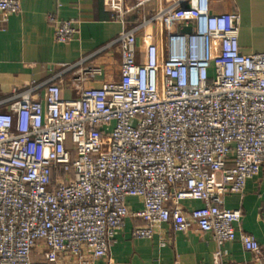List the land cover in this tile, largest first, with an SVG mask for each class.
Here are the masks:
<instances>
[{"label": "built area", "instance_id": "2783aa9c", "mask_svg": "<svg viewBox=\"0 0 264 264\" xmlns=\"http://www.w3.org/2000/svg\"><path fill=\"white\" fill-rule=\"evenodd\" d=\"M151 1L104 6L124 22ZM20 11V0H0V13ZM47 19L56 42L75 38V20ZM239 36L237 11L160 0L99 51L118 50L119 80L89 85L105 65L81 60L68 66L73 98L49 82L44 95L26 88L0 109V264H32L34 251L47 264L108 259L127 218L143 222L135 238L163 223L211 233L219 246L238 235L264 263L256 238L236 228L242 208L223 205L264 167V52L243 53Z\"/></svg>", "mask_w": 264, "mask_h": 264}, {"label": "crops", "instance_id": "0c3cea01", "mask_svg": "<svg viewBox=\"0 0 264 264\" xmlns=\"http://www.w3.org/2000/svg\"><path fill=\"white\" fill-rule=\"evenodd\" d=\"M135 0H126L129 6ZM171 5L184 0H162ZM17 14L0 13V109H5L26 88L44 95L49 82H60L62 98H73L72 71L68 66L84 63H103L104 76L89 85L99 86L103 80L120 79V55L116 48L103 54L99 51L114 40L123 29L135 27L156 11L160 0L124 16V22L104 6V0H20ZM215 14H240V49L250 54L264 52V0H211ZM75 20L76 34L70 43L54 38V26L47 19ZM142 33H139L141 44ZM131 211L142 208L138 198H128ZM187 210L201 206L199 201L183 202ZM224 206L241 207L243 218L236 226L253 235L264 251V167L261 174L247 181L242 194H228ZM143 222L127 218L125 226L115 235L107 258L91 264H264L247 251L239 236L219 246L211 233L193 229L187 233L174 232L167 223L156 227L152 238H135L133 229ZM218 255V259L215 257ZM44 257L37 251L32 264ZM46 262V261H45ZM47 263V262H46ZM64 264H76L71 261Z\"/></svg>", "mask_w": 264, "mask_h": 264}, {"label": "water", "instance_id": "95a60500", "mask_svg": "<svg viewBox=\"0 0 264 264\" xmlns=\"http://www.w3.org/2000/svg\"><path fill=\"white\" fill-rule=\"evenodd\" d=\"M181 31L185 32V33H190L191 32V27H184V28H182Z\"/></svg>", "mask_w": 264, "mask_h": 264}, {"label": "rangeland", "instance_id": "374dc122", "mask_svg": "<svg viewBox=\"0 0 264 264\" xmlns=\"http://www.w3.org/2000/svg\"><path fill=\"white\" fill-rule=\"evenodd\" d=\"M39 264H47V263H46L45 260L43 259V260L39 261Z\"/></svg>", "mask_w": 264, "mask_h": 264}]
</instances>
